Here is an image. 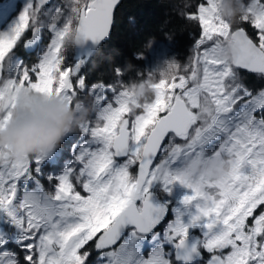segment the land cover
<instances>
[{"label": "snow or ice", "instance_id": "6c2138e0", "mask_svg": "<svg viewBox=\"0 0 264 264\" xmlns=\"http://www.w3.org/2000/svg\"><path fill=\"white\" fill-rule=\"evenodd\" d=\"M240 2L231 23L218 0H186L193 54L144 104L121 65L85 71L111 62L121 0L0 5V129L21 91L92 109L54 153L14 161L0 148V264H264V86H250L264 81V0ZM210 158L226 162L223 179L183 178Z\"/></svg>", "mask_w": 264, "mask_h": 264}, {"label": "clouds", "instance_id": "9594fccd", "mask_svg": "<svg viewBox=\"0 0 264 264\" xmlns=\"http://www.w3.org/2000/svg\"><path fill=\"white\" fill-rule=\"evenodd\" d=\"M236 4L237 11L228 19L231 23L236 22L237 15L243 10L240 0H236ZM65 42L80 43L82 40L73 32L66 36ZM233 55L232 48H227L222 54L224 59H230ZM17 103L18 109L13 119L0 129V148L5 149L14 161L54 153L91 112L89 107L69 108L61 99L23 91L19 93ZM226 172V162L215 158L206 162L189 161L180 169L183 178L191 181L201 177L219 181Z\"/></svg>", "mask_w": 264, "mask_h": 264}, {"label": "trees", "instance_id": "16d2710c", "mask_svg": "<svg viewBox=\"0 0 264 264\" xmlns=\"http://www.w3.org/2000/svg\"><path fill=\"white\" fill-rule=\"evenodd\" d=\"M128 25L138 31L128 36L125 32ZM170 33H174L180 42L188 40L185 19L170 8L167 0H121L111 36L102 47L104 55L112 57L111 62H106L101 57L99 67L90 64L85 71L90 78L95 79L104 70L110 73L112 64H119L125 74L133 73L139 62L136 60V53L141 51L146 38L152 36L162 39ZM120 36L125 41H119ZM112 46H116L113 53L109 52ZM105 78L110 80L111 76L106 75ZM261 84L262 81L257 78L250 81L253 88L261 87Z\"/></svg>", "mask_w": 264, "mask_h": 264}, {"label": "rangeland", "instance_id": "374dc122", "mask_svg": "<svg viewBox=\"0 0 264 264\" xmlns=\"http://www.w3.org/2000/svg\"><path fill=\"white\" fill-rule=\"evenodd\" d=\"M185 2L186 0H167V4H169L170 8L176 11L180 16V9ZM0 5H3L8 9H12L14 7V5L9 3V0H0ZM218 7L220 15L227 20L234 12L237 11L236 0H218ZM185 22L187 31L186 37L188 40H183V42H180V40L177 39V36H175L174 33H170L171 39L168 38L169 34L165 35L162 39L154 37L155 45L153 50L150 52H148V50L144 47L143 43L141 51L145 52L144 60L138 62V65L134 68L133 73H126L125 75V79L128 80L129 91L132 93L133 98L138 103L144 104L151 98L153 92V80L170 76L181 66V63H186L189 57L193 54L192 46L194 43V39L196 38L197 29L192 22L186 19ZM137 31V28L129 25L125 30L128 36L136 33ZM72 33L73 32H70L67 36H70V34ZM119 41H125L123 36L119 37ZM68 44L73 45L72 42H69ZM115 49L116 46H112V48H109V52L113 53ZM34 58L35 54H33L32 56H28L27 54H25V59ZM157 60H160L158 66L154 65ZM173 61L175 66H171ZM143 69L145 74L144 77L141 78L140 71ZM149 69H151V71H149ZM261 85L264 86V81H262ZM63 154V149L58 151V156ZM188 162L183 164L181 168L184 167Z\"/></svg>", "mask_w": 264, "mask_h": 264}, {"label": "water", "instance_id": "95a60500", "mask_svg": "<svg viewBox=\"0 0 264 264\" xmlns=\"http://www.w3.org/2000/svg\"><path fill=\"white\" fill-rule=\"evenodd\" d=\"M75 34H76V33H75ZM76 36H77L78 39L82 40L77 34H76ZM82 43H83V41L80 42V43H72V44H73V45H77V44H82Z\"/></svg>", "mask_w": 264, "mask_h": 264}]
</instances>
